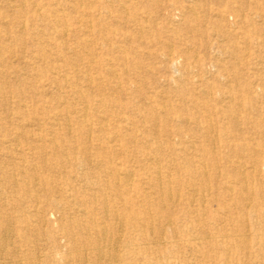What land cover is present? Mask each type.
I'll use <instances>...</instances> for the list:
<instances>
[{
    "label": "rangeland",
    "instance_id": "374dc122",
    "mask_svg": "<svg viewBox=\"0 0 264 264\" xmlns=\"http://www.w3.org/2000/svg\"><path fill=\"white\" fill-rule=\"evenodd\" d=\"M197 1L198 18L188 17L175 9L187 0H0V17L4 16L0 21V57L4 63L0 64V70L6 73L7 79L1 98L8 104L7 107L0 105L1 123L16 121L32 126L34 121H45L47 114L43 110L49 106L42 97H52L58 90L52 85V66L48 63L59 66L65 54L64 45L79 51L76 43L85 41L89 47L81 48L79 54L89 59L91 51L92 66L103 65L98 75L91 71L92 67L88 73L106 88H114L118 92L115 98L119 96L131 103L125 112L128 116H134L139 104L133 92L135 86L142 88L145 98L149 99L153 94L154 104H168L173 113L177 110L180 115L187 114L186 107H190L189 100L193 95V98L206 101L211 109L214 106L224 114H230L229 121L209 112L206 115L208 118L203 121L213 125L208 136L200 134L202 132L199 133L192 125L185 128L172 122L161 126L143 121L134 123L136 130L153 142L158 140L156 133L162 127L165 131L174 128L192 131L194 137L190 140L201 150L196 155L205 154V159L213 161V166L205 169L210 178L196 182L190 180L192 185L199 187L201 184L211 196L219 194L228 199L230 191L225 189L227 186L233 189L236 197L242 198V203L233 207L229 214L218 211L216 203H211L205 211L209 218L199 225L178 212V222L172 227L157 221L133 227L119 219L102 218L99 213L92 216L95 223L90 224L91 220L86 217L70 218L71 214L60 211L51 213L43 205V211L50 212L44 224L34 221L31 226H24L19 221H13L7 226L0 225V264H264L263 242L254 240L251 245L245 246L231 240V237L225 238L238 227L246 234L254 235V230L258 228V232H264V166L260 176L252 167V162L264 161V0H247L244 3L245 8H252L259 14L253 16L257 22L247 28L249 37L255 41L248 44H240L227 37L230 28L212 14V9L223 7L227 0ZM23 3L25 7L22 9L13 7ZM119 4L131 7V15L114 13ZM133 17L150 32L138 35L131 31L136 29L127 21ZM87 23L92 27L83 28ZM123 25H128L131 30ZM117 28L119 31H130L133 35L130 40L117 42V46L133 50L129 56L140 63L136 74H123L120 66L108 61L113 59L109 50L114 49V41L120 38L117 33L113 35L110 32ZM16 38L22 41L15 42ZM231 52L244 59L238 60L231 54L228 57ZM170 53L175 56L176 64L165 61ZM106 65L117 67V80L105 78ZM79 70L78 78L81 79L86 70L81 67ZM58 75L59 80L62 73ZM3 81L0 77V82ZM70 84L79 86L80 81H71ZM227 86L231 88L232 95L244 94L242 101L247 104L246 108L219 101L216 87L225 90ZM10 87L16 89L17 94L12 93ZM66 91L64 95L72 99ZM93 97L97 98L96 95ZM17 104L24 106L25 114L15 112ZM192 113L200 116L198 112ZM124 126L130 128L131 125L127 122ZM217 132L221 137L213 143ZM169 138L176 143L182 140L179 135ZM160 139V150L167 154L163 136ZM186 153L185 158L191 150ZM182 156L157 157L164 175L174 177L176 166L184 170L186 164ZM237 161L245 164L242 171L237 169ZM183 170L179 176L187 180ZM2 175L4 170H0ZM139 188L149 193L155 189L148 183ZM242 189L247 191L242 192ZM251 196L256 199L249 202L247 199ZM8 197V203L17 208L13 194ZM39 198L42 201V194ZM3 201L0 200V204ZM67 201L74 209L82 211L72 199ZM255 204L259 207L256 208ZM245 213L250 216L248 219H245ZM243 222L245 225L240 226ZM194 232L202 238L213 236V243L204 240L201 244L200 240H192L189 235Z\"/></svg>",
    "mask_w": 264,
    "mask_h": 264
},
{
    "label": "bare ground",
    "instance_id": "6f19581e",
    "mask_svg": "<svg viewBox=\"0 0 264 264\" xmlns=\"http://www.w3.org/2000/svg\"><path fill=\"white\" fill-rule=\"evenodd\" d=\"M246 1L227 0L223 7L212 9V14L225 22L230 28L227 37L237 40L240 44L255 42L252 37H249L247 28L257 22L253 16L259 15L252 8H245L244 3ZM195 2L196 0H187L184 4L176 6L175 9L188 17L198 18L199 16L196 14L198 1ZM13 7L19 10L25 7V4L14 5ZM130 10L131 7L119 4L114 13L121 12L131 15ZM27 14L30 15L29 12ZM3 18L2 15L0 21ZM127 22H130L129 25H134L133 27L136 30H131L128 25L123 26L138 35L150 32L148 27H142L143 24L136 22L134 17ZM10 24L12 23L8 25ZM89 27L92 26L87 23L83 28ZM110 33L113 35L117 33L120 38L116 42L114 41L116 43L114 49L109 50L110 58L113 59L108 61L120 66L123 74L127 72L136 74L140 69V63L135 62L129 56L133 50L129 47L120 48L117 46V42H121V40L132 39V33L127 30L119 31L118 28ZM21 41V38L15 39V42L20 43ZM76 44H78L76 47L79 46L80 49L89 47V44L85 41H79ZM64 49L65 54L62 56L59 66H54L52 62L48 63L52 66L50 72L52 73V85L57 87L58 90L52 97H42L49 106L43 110L47 114L46 120L42 122L34 121L32 126L22 125L16 121L0 122V170H4V175L0 176V200L4 199L3 203L0 204V225L7 226L13 221H19L24 226H31L34 221L44 224L47 215L54 211L71 214L70 218L86 217L87 220H91H88L90 224L95 223L92 222V216L99 213L102 218L104 216L115 220L119 219V221L127 222L133 227L146 226L154 221L160 222V224L163 223L162 225L166 223V225L172 227L178 222L177 213L182 212L184 217L199 225L209 218L205 211L209 209L211 203H216L218 211L223 210L226 211L224 213L228 214L233 207L242 203V198L236 197L237 195H234V191L230 187L225 186V189L230 191L229 198L226 199L225 196L219 194L211 196L208 190L202 189L201 184V186L198 184L199 187L192 185L190 180L196 182L199 179L203 181L210 178L205 169L213 166L212 160L204 158L205 154L204 156L196 155L201 150H198L197 146L190 140L194 137L192 131H180L178 128L165 131L162 127L156 133L158 140L153 142L151 139H145L136 130L137 127L134 123L143 121L149 122L151 125L159 124L161 126L172 122L185 128L192 125L198 129L199 133L202 132L200 134L208 136L213 125L206 121L203 122L204 118H208L206 115L209 112H214L230 121V114H224L223 111L217 110L214 106L211 109L206 101L193 98V95L190 96V107H186L187 114L180 115L177 110H174L173 113L168 104H154L155 97L153 94L149 99L145 98L142 95V88L135 86L133 92L137 95L139 104L135 108L134 116H128L125 112L131 103L119 96L115 98V93L118 92L114 88H106L88 73L91 67V71L96 75H98L99 68L100 70L103 69L101 63L92 66L91 51L89 59H84L79 54L80 49L78 51V48H72L68 45H64ZM228 54V57L231 54V57L238 60L244 59V57L238 58V55L232 52ZM41 56H45L42 51ZM165 61L172 64L175 62V56L170 53L166 56ZM1 63H3V60L0 57ZM31 64L33 65V63ZM80 67L86 70L85 76L81 79L78 78ZM112 67L113 65H106L103 75L105 78L117 80V67ZM59 73H62V75L58 80ZM0 77L4 80L0 82V105L7 107V101L1 98L2 89L4 84L7 83L6 73L3 70H0ZM78 80L80 81L79 86L70 84L71 81L78 82ZM83 84L86 87H83ZM117 84L116 81L115 85ZM65 89L68 90L66 92L70 94L72 99L64 95ZM9 90L17 94L16 89L10 87ZM215 90V94L218 95L221 103L246 108L247 104L242 101L243 93L238 95L233 93L232 95L231 88L228 86L225 87V90L219 87H216ZM93 94L97 98L94 99ZM38 96L40 95L38 94ZM15 109L17 114L23 115L26 113L24 106L21 104H17ZM191 110L192 112H198L200 116H195ZM161 112L164 113L163 116L159 115ZM127 122L131 125L130 128L124 126ZM216 134L213 143L221 137L220 133L217 132ZM178 135L182 139L179 143L172 142L169 138ZM161 136L164 138V145L168 150L167 154L165 151L160 150L161 146L159 144L161 142L159 143V141ZM189 149L191 153H188L189 157L185 158L186 152L190 151ZM165 155L166 157L171 155L183 157L182 155H184L186 168L184 167L183 170V168L176 166L177 174L171 178L167 177L168 175H164L162 172L163 170L157 158ZM252 163L257 176H260L264 161ZM236 167L242 171L245 164L237 161ZM181 170L186 172L187 180L180 178L179 172ZM143 183H148L155 189L153 188L154 190L150 193L145 192L139 188ZM173 185H175L174 188ZM245 190L247 191V189H242V192H245ZM12 194L15 197L14 200H17V208L15 205L13 207L8 203V195ZM39 194H42V201ZM253 196L247 200L251 202V200L256 199ZM67 199H72L75 202H73L74 204L82 208V211L70 206ZM43 205L49 208L50 212L43 211ZM255 205L256 208L259 207L258 204ZM3 210L6 212H2ZM244 215H246L245 219L250 217L247 213ZM244 222L247 223V221ZM244 222L240 226L245 225ZM257 230L259 231V228L255 229L254 235H252L241 232L242 230L238 227L234 231L235 233H228L225 238L229 239L231 237V240H237L245 246L251 245L254 240L264 243V232H258ZM194 234L196 233L189 235L192 240H200L201 244L204 240L207 243H213V236L202 238L198 234Z\"/></svg>",
    "mask_w": 264,
    "mask_h": 264
}]
</instances>
